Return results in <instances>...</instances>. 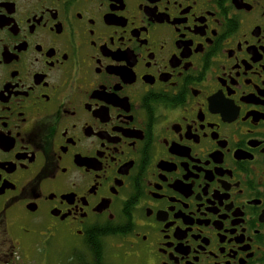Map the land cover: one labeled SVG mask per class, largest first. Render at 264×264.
<instances>
[{"label": "flooded vegetation", "instance_id": "1", "mask_svg": "<svg viewBox=\"0 0 264 264\" xmlns=\"http://www.w3.org/2000/svg\"><path fill=\"white\" fill-rule=\"evenodd\" d=\"M95 247L264 264V0H0V264Z\"/></svg>", "mask_w": 264, "mask_h": 264}, {"label": "rangeland", "instance_id": "2", "mask_svg": "<svg viewBox=\"0 0 264 264\" xmlns=\"http://www.w3.org/2000/svg\"><path fill=\"white\" fill-rule=\"evenodd\" d=\"M114 244L118 247L124 248L125 244L119 242V241H114ZM121 248H108V251L106 252V255L104 256L105 258H107V260L109 261L110 264H129L127 261L124 260L123 255V250ZM67 253V251L65 252ZM63 252L58 253L57 251H44L43 254H40L39 259H40V264H65L64 261L67 258H70V256H72V259H83V254L80 255L79 253H75V254H70L69 252L67 254H63ZM89 256V255H88ZM92 256H89L88 258H90ZM59 258L64 259L63 261H58ZM45 259V260H42ZM102 259H104L102 257ZM101 259V263L102 264H106V262H104V260ZM44 262V263H43Z\"/></svg>", "mask_w": 264, "mask_h": 264}, {"label": "trees", "instance_id": "3", "mask_svg": "<svg viewBox=\"0 0 264 264\" xmlns=\"http://www.w3.org/2000/svg\"><path fill=\"white\" fill-rule=\"evenodd\" d=\"M92 258L94 260H100L102 258V256L99 254V248L95 247V250L92 252Z\"/></svg>", "mask_w": 264, "mask_h": 264}]
</instances>
